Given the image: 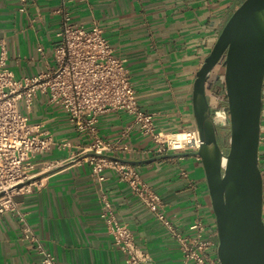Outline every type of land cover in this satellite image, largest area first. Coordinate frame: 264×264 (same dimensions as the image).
<instances>
[{"label": "crops", "instance_id": "crops-1", "mask_svg": "<svg viewBox=\"0 0 264 264\" xmlns=\"http://www.w3.org/2000/svg\"><path fill=\"white\" fill-rule=\"evenodd\" d=\"M244 1L68 0L63 5L61 0H29L22 12L20 0H0V38L6 42L9 69L21 79L55 66L54 47L62 23L57 11L64 7L72 23L86 29L98 24L115 56L125 61L141 109L154 115L158 131L177 134L197 130L196 74ZM262 97L259 166L264 178V89ZM21 111L31 127L55 144L33 160L38 182L15 196L17 211L0 213V264L43 260L36 244L24 239L20 214H25L34 236L58 264H126V255L114 245L102 218L103 199L118 221L133 231L138 248L149 254L151 264H182L177 241L116 171L107 169L103 182L93 176L80 155L92 138L78 132L60 106L48 104L39 95L29 111L21 103ZM97 126L105 141L133 148L128 154L110 157L138 171L143 183L161 198L164 213L178 232L191 235L190 226L196 221L206 225L212 241L208 255L218 262L216 220L196 152L154 153L151 139L133 126V117L125 111L101 115ZM183 171L188 179L181 176Z\"/></svg>", "mask_w": 264, "mask_h": 264}, {"label": "built area", "instance_id": "built-area-1", "mask_svg": "<svg viewBox=\"0 0 264 264\" xmlns=\"http://www.w3.org/2000/svg\"><path fill=\"white\" fill-rule=\"evenodd\" d=\"M63 5L68 0H61ZM22 12L29 0H20ZM57 13L62 23L54 47L55 66L35 77L17 79L8 67L6 42L0 38V213L17 211L15 196L27 192L37 183L40 174L34 173L33 160L48 153L55 144L47 135L39 134L29 124V118L21 111V103L31 110L39 95L47 103L60 106L69 122L81 134L92 138V143L82 149L81 160L87 162L98 182L105 180V171H116L121 182L127 184L154 217L177 241L182 264H219L208 255L212 241L202 221L190 226L191 235L178 232L167 219L158 194L143 183L138 171L127 163L110 157L113 153L128 154L133 148L124 143H109L98 133L101 115L125 111L133 117V126L154 144V153L167 155L174 152L197 151L201 145L198 130L182 132L185 136L178 145L170 136L158 131L154 115L141 109L137 93L132 85L125 61L117 58L102 28L95 24L90 29L72 23L63 7ZM43 54V49H38ZM264 89V87H263ZM132 127L123 134L126 138ZM63 146H68L65 144ZM198 160H201L198 157ZM183 178L188 174L181 172ZM105 219L108 233L114 245L126 255V264H151L148 253L138 248L133 231L118 221L110 204L105 200ZM24 224V239L36 244L43 256L40 264H58L56 259L34 236L27 225L25 214H20ZM218 236V235H217Z\"/></svg>", "mask_w": 264, "mask_h": 264}, {"label": "water", "instance_id": "water-1", "mask_svg": "<svg viewBox=\"0 0 264 264\" xmlns=\"http://www.w3.org/2000/svg\"><path fill=\"white\" fill-rule=\"evenodd\" d=\"M223 73L215 72L217 67ZM221 83L229 135L220 143L208 90ZM264 87V0H245L196 74L193 111L218 235L219 264H264V178L259 166ZM135 164V163H133Z\"/></svg>", "mask_w": 264, "mask_h": 264}, {"label": "rangeland", "instance_id": "rangeland-1", "mask_svg": "<svg viewBox=\"0 0 264 264\" xmlns=\"http://www.w3.org/2000/svg\"><path fill=\"white\" fill-rule=\"evenodd\" d=\"M223 71L224 69L220 68L219 66L215 69V72H218L219 74L223 73ZM208 97L212 108L217 113L215 115V119L216 122L217 120L219 121L218 129H219L220 139L222 142L223 139L225 137H228L229 135V127H228L229 118L224 113L227 108V101L221 90V83H219L218 86L213 85L212 89L208 90Z\"/></svg>", "mask_w": 264, "mask_h": 264}, {"label": "bare ground", "instance_id": "bare-ground-1", "mask_svg": "<svg viewBox=\"0 0 264 264\" xmlns=\"http://www.w3.org/2000/svg\"><path fill=\"white\" fill-rule=\"evenodd\" d=\"M219 123V121L217 120V124ZM184 137H187L185 136L183 133H180V134H177L175 136H170V140L171 141H174L175 144L178 145V143L184 138Z\"/></svg>", "mask_w": 264, "mask_h": 264}, {"label": "flooded vegetation", "instance_id": "flooded-vegetation-1", "mask_svg": "<svg viewBox=\"0 0 264 264\" xmlns=\"http://www.w3.org/2000/svg\"><path fill=\"white\" fill-rule=\"evenodd\" d=\"M220 142H221V139H220ZM222 143V142H221Z\"/></svg>", "mask_w": 264, "mask_h": 264}, {"label": "trees", "instance_id": "trees-1", "mask_svg": "<svg viewBox=\"0 0 264 264\" xmlns=\"http://www.w3.org/2000/svg\"><path fill=\"white\" fill-rule=\"evenodd\" d=\"M217 113L215 112V115H216Z\"/></svg>", "mask_w": 264, "mask_h": 264}]
</instances>
